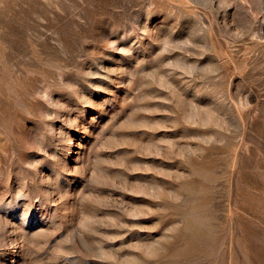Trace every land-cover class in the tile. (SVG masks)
Listing matches in <instances>:
<instances>
[{"label":"rangeland","instance_id":"1","mask_svg":"<svg viewBox=\"0 0 264 264\" xmlns=\"http://www.w3.org/2000/svg\"><path fill=\"white\" fill-rule=\"evenodd\" d=\"M0 264H264V0H0Z\"/></svg>","mask_w":264,"mask_h":264}]
</instances>
